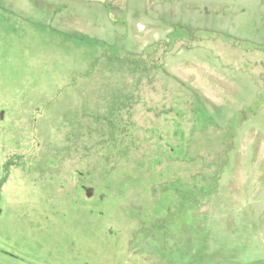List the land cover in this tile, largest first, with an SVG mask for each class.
Instances as JSON below:
<instances>
[{"label":"rangeland","instance_id":"374dc122","mask_svg":"<svg viewBox=\"0 0 264 264\" xmlns=\"http://www.w3.org/2000/svg\"><path fill=\"white\" fill-rule=\"evenodd\" d=\"M0 106V264H264V0H0Z\"/></svg>","mask_w":264,"mask_h":264},{"label":"flooded vegetation","instance_id":"af4514ba","mask_svg":"<svg viewBox=\"0 0 264 264\" xmlns=\"http://www.w3.org/2000/svg\"><path fill=\"white\" fill-rule=\"evenodd\" d=\"M9 123H13L12 119H10L9 117V110L8 107H1L0 106V136L4 133V132H8L10 130L9 128ZM0 153V204L4 201V199L6 198L7 194L5 192V194L3 193V191L1 190L3 185L8 181V177H9V167H10V157L8 153H3L5 150L2 148ZM2 213L0 210V217H1ZM6 255H9L10 257H13V254L11 253H5Z\"/></svg>","mask_w":264,"mask_h":264}]
</instances>
